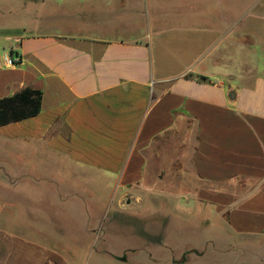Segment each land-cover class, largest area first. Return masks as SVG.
Here are the masks:
<instances>
[{
	"label": "crops",
	"instance_id": "0c3cea01",
	"mask_svg": "<svg viewBox=\"0 0 264 264\" xmlns=\"http://www.w3.org/2000/svg\"><path fill=\"white\" fill-rule=\"evenodd\" d=\"M239 36L252 41L245 67ZM25 87L42 92L39 114L0 127V182L15 183L0 201V264H75L91 238L52 231L92 230L101 191H118L124 212L159 180L171 212L224 221L230 264L256 237L264 264V0H0V98Z\"/></svg>",
	"mask_w": 264,
	"mask_h": 264
},
{
	"label": "rangeland",
	"instance_id": "374dc122",
	"mask_svg": "<svg viewBox=\"0 0 264 264\" xmlns=\"http://www.w3.org/2000/svg\"><path fill=\"white\" fill-rule=\"evenodd\" d=\"M210 1H214L216 5L225 6L230 2V0ZM238 9L239 7H236L237 11ZM169 24L171 27L179 26L175 20ZM247 27L252 32L260 34L259 23L249 22ZM172 28L174 29V27ZM251 42L250 38L237 37V66L249 65L251 57L248 49L243 50V45H250ZM209 53L204 54L203 59L206 56L210 58L209 55L211 54ZM222 56L227 58V54ZM9 184L14 185L15 183L0 182V201L5 200L4 196L7 194ZM166 186L165 181L159 180L152 192L145 193L140 203H133L124 212H120L117 208L118 191H112L110 196L109 191H101V194H107V197L100 200L103 205L102 208L105 206L106 209L104 208L105 212L103 211L101 214H92V230L70 231L60 225L59 229L52 232L62 239L67 238L68 232L70 237L91 238V245L85 247L86 251H84L81 260L75 264H113L108 257L109 253L113 251L120 253L122 250L124 256L128 253L134 255L129 256L132 258L125 264H146L142 263L141 260L147 258L148 255L160 260L157 264H176V261L183 256L185 260L181 264H230L227 254L235 246L229 247L227 241L223 240L229 234L224 221L218 220L210 209L205 210L208 211L205 212L199 207L191 208L190 211L184 208L185 212H171L170 209L176 203V199L167 197ZM8 194L7 200L13 201L17 205H24L28 211H35V204L28 201L24 202L23 199L18 196L14 197L9 192ZM125 200L127 199H123L124 202ZM129 200L130 198H128ZM181 201L179 202L181 203ZM182 203L187 204L190 201ZM25 217L29 222H36L34 213L27 214ZM46 236L45 234V240L51 242L50 238ZM240 239L239 247L236 246L238 248L236 253L242 257L237 260V264H244L245 254L247 264H259L258 237L248 238L246 243L244 238ZM157 242L164 245L160 246Z\"/></svg>",
	"mask_w": 264,
	"mask_h": 264
},
{
	"label": "trees",
	"instance_id": "16d2710c",
	"mask_svg": "<svg viewBox=\"0 0 264 264\" xmlns=\"http://www.w3.org/2000/svg\"><path fill=\"white\" fill-rule=\"evenodd\" d=\"M42 92L25 87L0 98V127L35 117L41 109Z\"/></svg>",
	"mask_w": 264,
	"mask_h": 264
},
{
	"label": "built area",
	"instance_id": "2783aa9c",
	"mask_svg": "<svg viewBox=\"0 0 264 264\" xmlns=\"http://www.w3.org/2000/svg\"><path fill=\"white\" fill-rule=\"evenodd\" d=\"M4 64L8 67H13L19 64L20 58L18 55H13L12 53H6L3 57Z\"/></svg>",
	"mask_w": 264,
	"mask_h": 264
},
{
	"label": "water",
	"instance_id": "95a60500",
	"mask_svg": "<svg viewBox=\"0 0 264 264\" xmlns=\"http://www.w3.org/2000/svg\"><path fill=\"white\" fill-rule=\"evenodd\" d=\"M184 260H185V258H184V256H183V257H181L178 261H176V264H181V263L184 262Z\"/></svg>",
	"mask_w": 264,
	"mask_h": 264
}]
</instances>
